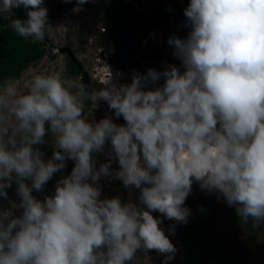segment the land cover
<instances>
[{"label":"clouds","instance_id":"clouds-1","mask_svg":"<svg viewBox=\"0 0 264 264\" xmlns=\"http://www.w3.org/2000/svg\"><path fill=\"white\" fill-rule=\"evenodd\" d=\"M183 15L186 36L167 38L179 65L133 71L128 82L110 72L90 97L92 111L103 100L123 123L86 115L60 71L0 82V264H128L138 250L167 264L177 249L152 213L174 221V233L190 215L193 182L264 226V0H188ZM0 19L33 41L49 24L44 0H0ZM49 142L45 159L38 146ZM67 160L54 191L33 195ZM101 177L138 189L136 200L102 198ZM12 183L18 200L8 198Z\"/></svg>","mask_w":264,"mask_h":264},{"label":"rangeland","instance_id":"rangeland-1","mask_svg":"<svg viewBox=\"0 0 264 264\" xmlns=\"http://www.w3.org/2000/svg\"><path fill=\"white\" fill-rule=\"evenodd\" d=\"M75 2L44 0L49 23L47 34L55 47H68L77 56L90 78L92 94L103 85L110 72L114 77L117 72L122 73L121 82L130 81L141 56L145 57L139 62V73L146 72L149 67L160 70L164 63H170L162 56L179 65V60L171 55L172 47L167 44V38L171 34L181 38L186 36L188 28L184 23L183 9L188 0H89L79 12H73ZM65 55L66 52L61 50L52 55L47 53L25 68L19 77L6 79L23 81L33 71H60L64 77L76 82L78 89L74 91H78L85 106L89 95L85 79L82 74L71 75ZM98 105L92 111L91 104L85 114L92 111L96 120L106 114L116 123L122 120V117L112 116L103 100L98 101ZM41 147L44 158L50 157L51 143ZM96 158L97 167L106 159L104 153L96 154ZM72 166L73 161L67 160L66 166L54 173L42 190H33V195L42 199L43 195L51 194L56 181L67 175ZM111 167H118L115 160ZM98 183L102 198L118 195L121 199L135 201L138 195V189L130 191L115 177H101ZM15 188L12 183L6 189L11 200L19 199ZM184 204L190 209L187 222L176 223L171 234L167 228L174 221L164 219L158 212L152 213L153 216L161 215V226L177 249L167 264H264V226L252 228L250 223H243L234 207L228 206L223 198L218 199L217 194L200 189L196 182H193ZM7 205L8 200L0 197V206ZM162 260L163 254L155 250H138L128 264H161Z\"/></svg>","mask_w":264,"mask_h":264},{"label":"trees","instance_id":"trees-1","mask_svg":"<svg viewBox=\"0 0 264 264\" xmlns=\"http://www.w3.org/2000/svg\"><path fill=\"white\" fill-rule=\"evenodd\" d=\"M13 15L15 16V10H13ZM25 15L23 8L18 18H23ZM45 34L48 37L47 26ZM48 50L49 48L44 43V40L33 41L31 38L26 40L18 36L11 27L7 26V21L0 19V82L6 78L19 77L25 68L49 53ZM65 58L71 75L82 74L79 66L67 52ZM38 147L42 150L41 145ZM121 186L123 188L122 184ZM122 200H125V198Z\"/></svg>","mask_w":264,"mask_h":264},{"label":"water","instance_id":"water-1","mask_svg":"<svg viewBox=\"0 0 264 264\" xmlns=\"http://www.w3.org/2000/svg\"><path fill=\"white\" fill-rule=\"evenodd\" d=\"M13 10H15V17L18 18V16L21 14L22 10H23V7H19V8H14ZM44 43L48 46L49 48V53L52 55V54H55L57 51L61 50V51H64V52H67L71 58L73 59V61L79 66L81 72H82V75L85 79V82H86V86H87V90H88V100L84 106V111L85 113L89 110L90 106H91V100H90V97L92 96V89H91V86H90V78L87 74V72L85 71V68L83 66V64L80 62V60L77 58V56L74 54V52L70 49V48H57L55 47L51 41L48 39V37L46 36L45 34V37H44ZM151 55V54H150ZM145 56H141V58H139V61L136 63V68H135V71L138 72V66H139V62L144 58ZM124 121L122 120L120 123H123Z\"/></svg>","mask_w":264,"mask_h":264},{"label":"flooded vegetation","instance_id":"flooded-vegetation-1","mask_svg":"<svg viewBox=\"0 0 264 264\" xmlns=\"http://www.w3.org/2000/svg\"><path fill=\"white\" fill-rule=\"evenodd\" d=\"M160 58H161V57H160ZM162 59L165 60V61H168V62H170V63H174V64L176 63L174 60H172V59H170V58H165V57L162 56ZM176 64H177V63H176ZM177 65H178V64H177ZM82 78H84V77L82 76ZM85 83H86V82H85ZM90 86H91V82H90ZM122 120H123V119H122ZM122 120H121V121H122ZM121 121H120V122H121ZM120 122H119V123H120Z\"/></svg>","mask_w":264,"mask_h":264}]
</instances>
